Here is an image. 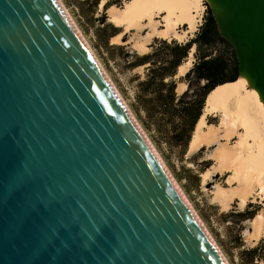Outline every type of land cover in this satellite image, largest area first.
I'll return each mask as SVG.
<instances>
[{
	"label": "water",
	"instance_id": "1",
	"mask_svg": "<svg viewBox=\"0 0 264 264\" xmlns=\"http://www.w3.org/2000/svg\"><path fill=\"white\" fill-rule=\"evenodd\" d=\"M209 1L264 104V0ZM0 264H224L54 0H0Z\"/></svg>",
	"mask_w": 264,
	"mask_h": 264
},
{
	"label": "bare ground",
	"instance_id": "2",
	"mask_svg": "<svg viewBox=\"0 0 264 264\" xmlns=\"http://www.w3.org/2000/svg\"><path fill=\"white\" fill-rule=\"evenodd\" d=\"M54 1L82 42L110 89L137 127L163 170L180 193L193 216L200 224L222 262L229 264L171 173L166 168L159 154L148 140L139 122L134 118L128 106H126L110 81L85 38L80 33L73 18L70 17L61 0ZM204 1L211 4L209 0H126L123 6L118 7L114 5L106 10L108 21L116 27L124 28L121 33L114 37V40L117 42H115L116 44H127V41L124 42L120 39L126 32L134 31L135 29H145L146 26L150 28L145 38L143 36L144 40L135 41L132 44L140 53H145L147 50L146 44L151 38L181 41L188 36H193L201 21V15L204 11ZM103 2H100V8L104 6L105 3ZM157 18H161L162 21L156 20ZM180 27L184 28L179 29ZM191 67L192 60L191 53H189V58L177 68L175 78L184 76ZM238 78L235 83L216 88L207 96L203 111L187 148L188 154H194L202 148L210 150L207 157L208 160L212 161V165L201 174L203 182L213 176L227 175L225 186L215 183L211 190V195H213V197L211 196V201L216 203V206L222 212H228L234 203L240 211L247 204L257 203L258 200L260 204L264 205V104L258 92L250 87L246 76L241 74ZM184 85L180 82L178 83L176 87L178 94H182L185 91L186 87ZM207 115L218 117V124L208 123L206 121ZM234 138H236V141L233 145H230V140ZM249 224L250 230L245 235L248 237L247 240L255 245L264 235L263 213L259 211L255 217L249 220Z\"/></svg>",
	"mask_w": 264,
	"mask_h": 264
},
{
	"label": "rangeland",
	"instance_id": "3",
	"mask_svg": "<svg viewBox=\"0 0 264 264\" xmlns=\"http://www.w3.org/2000/svg\"><path fill=\"white\" fill-rule=\"evenodd\" d=\"M102 1L105 3V0H100L101 3ZM125 1L126 0H123L121 2V6L124 5L123 3H125ZM61 2L68 11L70 17L73 18L80 33L85 38L110 81L120 94L126 106H128L134 118L139 122L148 140L159 154L166 168L169 170L186 199L216 242L220 251L224 254L228 263L264 264V235L255 245L248 241V237L245 235L247 231L250 230L249 220L255 217L259 211L264 215V205L260 204L258 200L257 203L247 204L246 207L240 211L234 203L228 212L220 211L216 203L211 201L213 197V195H211V190L215 183L225 186L227 175L213 176L205 182H203V177L201 175L212 165V161L208 160L207 157L210 150L202 148L194 154H188V146L182 149L172 145L155 129L154 124L147 117L144 109L136 102L135 95L137 92V84L140 80L145 78L146 73H148L149 64L135 67L130 66L129 62L134 61L137 56L152 53L154 49H157L159 52H165L162 50L163 47L160 43V41L164 39L151 38L146 44L147 50L145 53H140L132 44L135 41L144 40L146 33L150 30L149 27L146 26L145 29H135L136 31L126 32L120 39L122 40L125 36L127 44H116L117 42L114 40V37L121 33L124 28L116 27L108 21L107 8L105 10L103 9L104 6L100 8V2L96 5L92 0H61ZM207 4L209 3L204 1V11L201 15V21L199 22L201 24L206 15ZM102 18H104L103 23ZM156 20L162 21L161 18H157ZM109 25L113 27L109 28ZM183 28L184 27H180L179 29ZM198 28L199 26H197L195 32H197ZM193 36H188L181 41L172 40L184 44ZM166 41L170 42L168 40ZM150 45L154 46L151 47ZM190 50L189 53H191L193 65L194 47ZM188 58L189 54L186 59ZM173 80L176 83L179 81V78H175L174 76ZM177 85L178 84H176V87ZM176 94L180 95L178 93ZM258 100L261 101L260 98H258ZM206 121L215 125L219 122L218 117H213L212 115H207ZM235 141L236 138L231 139L230 145H233ZM254 247L258 248L255 254L249 255L246 253V251Z\"/></svg>",
	"mask_w": 264,
	"mask_h": 264
},
{
	"label": "trees",
	"instance_id": "4",
	"mask_svg": "<svg viewBox=\"0 0 264 264\" xmlns=\"http://www.w3.org/2000/svg\"><path fill=\"white\" fill-rule=\"evenodd\" d=\"M92 1L95 5L100 2ZM122 1L105 0L103 9L114 5L119 7ZM122 40L125 42L126 37ZM160 43L165 52L154 49L152 53L137 56L134 61L129 62L130 66L135 67L149 64L148 73L137 84L135 99L155 129L169 143L185 149L189 145L207 96L216 88L233 84L239 79L237 61L232 46L220 35L208 5L202 24L190 40L184 44L174 40H163ZM192 47L193 65L179 78V81L186 83L187 89L177 95L173 77ZM257 250L254 247L246 253L252 255Z\"/></svg>",
	"mask_w": 264,
	"mask_h": 264
},
{
	"label": "crops",
	"instance_id": "5",
	"mask_svg": "<svg viewBox=\"0 0 264 264\" xmlns=\"http://www.w3.org/2000/svg\"><path fill=\"white\" fill-rule=\"evenodd\" d=\"M200 24H201V23H199V25H198V26H200ZM182 77H183V76H182ZM178 83H179V81H178V82H176V84H178ZM180 83H181V84H185L184 86L186 87V88H185V90H186V89H187V85H186V83H185V82H183V81H180Z\"/></svg>",
	"mask_w": 264,
	"mask_h": 264
}]
</instances>
